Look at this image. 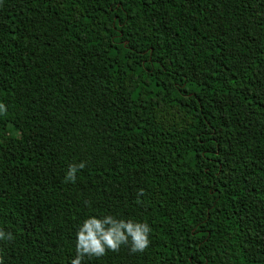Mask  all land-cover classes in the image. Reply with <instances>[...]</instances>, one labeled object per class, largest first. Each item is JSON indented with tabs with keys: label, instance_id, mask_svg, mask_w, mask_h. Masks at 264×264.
Instances as JSON below:
<instances>
[{
	"label": "trees",
	"instance_id": "16d2710c",
	"mask_svg": "<svg viewBox=\"0 0 264 264\" xmlns=\"http://www.w3.org/2000/svg\"><path fill=\"white\" fill-rule=\"evenodd\" d=\"M0 103L3 264H264V0H0Z\"/></svg>",
	"mask_w": 264,
	"mask_h": 264
},
{
	"label": "clouds",
	"instance_id": "9594fccd",
	"mask_svg": "<svg viewBox=\"0 0 264 264\" xmlns=\"http://www.w3.org/2000/svg\"><path fill=\"white\" fill-rule=\"evenodd\" d=\"M7 114V107L0 103V115ZM85 163L70 165L65 176V182H75L78 170L85 168ZM143 195V191L139 193ZM151 228L147 223L132 220H116L111 216L97 219L89 217L79 227L76 233V257L71 264H82L85 257L101 258L108 251L118 252L122 245H128L130 252L143 253L150 245L149 234ZM14 240L11 232L0 229V241ZM0 264L3 258L0 257Z\"/></svg>",
	"mask_w": 264,
	"mask_h": 264
}]
</instances>
